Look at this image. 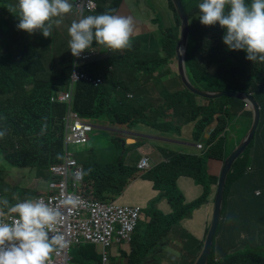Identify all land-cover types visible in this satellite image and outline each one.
<instances>
[{"label": "trees", "instance_id": "16d2710c", "mask_svg": "<svg viewBox=\"0 0 264 264\" xmlns=\"http://www.w3.org/2000/svg\"><path fill=\"white\" fill-rule=\"evenodd\" d=\"M94 1L96 10L89 15L108 12L131 17L128 11L124 12L121 8L126 0ZM189 1L181 0L189 22L184 55L189 81L201 91H234L250 95L258 102L261 112L254 139L228 173L222 218L207 264H264V63L247 60L244 50H229L222 40L224 29L218 23L202 25L198 5L187 9ZM164 2L173 12L179 28L182 21L173 2ZM8 4L9 0H0V131L6 133L0 137V197L8 199L10 204L32 199L40 192L32 193L18 185L12 187L7 184L5 176L10 171L39 168L44 175V169L63 162L64 118L68 105L52 102L51 97L69 88L74 73L97 75L109 65L113 66L106 85L107 75L98 86L85 80L78 81L74 86L73 110L80 117L99 124L104 121L128 124L130 127L137 124L151 133L172 135L178 139L190 136L198 142L204 139L207 127L217 122L206 145L202 144L204 151L201 154L168 152L167 161L145 174L137 165L125 164L126 147L135 148L140 140L125 146V151L115 142L99 151L90 149L88 155L82 146L89 141L74 147L75 157L83 166V186L79 188V194L102 201L116 200L138 178L153 184L154 190L159 192L149 207V222L145 220L138 224L130 248L115 244L108 250L111 254L113 247L118 246L126 264H142L148 259L160 262L158 256L167 254L158 251L160 242L168 240L172 228L182 219L191 217L195 208L209 202L211 186L217 185L218 180L208 173L207 163L214 160L223 164L235 149L228 140V128L232 129L234 111L240 112L245 102L226 96L203 98L190 92L183 83L180 85L178 66L176 70L173 67L174 63L177 64L175 49L179 38L178 33L170 28L163 30L159 27L157 33L141 32L133 20L135 35L130 49L109 51L95 45L94 41L93 47L102 48L100 54L74 60V56L67 53L69 47L59 56H53L51 37L46 38L40 32L30 35L19 31L16 27L19 17L6 9ZM171 74L172 77L163 79ZM148 95L157 96L160 101L144 112L141 104L150 102ZM169 111L173 118L158 125L160 117H166ZM141 113L142 116H139ZM172 121L181 125L172 127L169 125ZM250 162L252 166H249ZM244 172H248L250 181L237 187L243 190L248 187V195L253 202L248 205L252 213L244 217L248 233L241 237L236 231L240 223L230 227L226 208L231 205L230 187L233 181L244 177ZM180 177L190 178L201 185L203 194L186 203L177 185ZM162 200L168 202L172 213L165 215L154 209L155 203ZM145 225L151 227V231L144 233ZM203 242L195 238L185 239L182 245L186 251L180 254L184 258L169 256L168 261L171 264H194ZM192 248L196 250L192 251ZM73 260L75 264H102L94 245L74 247Z\"/></svg>", "mask_w": 264, "mask_h": 264}, {"label": "clouds", "instance_id": "9594fccd", "mask_svg": "<svg viewBox=\"0 0 264 264\" xmlns=\"http://www.w3.org/2000/svg\"><path fill=\"white\" fill-rule=\"evenodd\" d=\"M73 7L71 0H18L8 10L19 17L17 29L30 35L40 32L47 38L52 35L53 25H59V18ZM198 8L202 25L218 23L224 29L222 40L229 50H244L247 60L264 63V0H202ZM68 35L69 49L77 58L85 50H93L94 41L111 51L130 49L134 21L108 12L82 16L71 23ZM5 134L0 131V137ZM77 203L74 197L62 201L72 207ZM61 218V209L43 198L15 204L0 199V264H48L57 247L66 244L57 231Z\"/></svg>", "mask_w": 264, "mask_h": 264}, {"label": "built area", "instance_id": "2783aa9c", "mask_svg": "<svg viewBox=\"0 0 264 264\" xmlns=\"http://www.w3.org/2000/svg\"><path fill=\"white\" fill-rule=\"evenodd\" d=\"M73 5L71 12L78 19L96 10L94 0H74ZM101 51V47L94 46L93 50H85L79 58L76 57V60L90 58L100 54ZM112 70L113 66L109 65L106 70L97 75L74 73L71 76L69 88L51 97L52 102L68 105L64 118V159L61 164H53L44 169V175H41V178L45 184V190L33 199L43 198L51 206L61 209L62 218L57 225V231L65 237L66 244L64 247H57L50 256L48 264H72L70 249L83 245L96 246L102 264H111L112 255L108 249L115 244L129 246L139 224L140 207L119 204L115 200L102 201L81 195L78 191L83 186V166L77 161L72 147L87 143L88 134L95 129L97 122L82 118L73 110L74 86L80 80L98 86L104 82L105 76ZM137 168L142 172L150 171V157L144 155L137 163ZM68 197L77 199L76 207L62 204V201Z\"/></svg>", "mask_w": 264, "mask_h": 264}, {"label": "crops", "instance_id": "0c3cea01", "mask_svg": "<svg viewBox=\"0 0 264 264\" xmlns=\"http://www.w3.org/2000/svg\"><path fill=\"white\" fill-rule=\"evenodd\" d=\"M192 1L193 0H190L189 2H192ZM72 3H74V0H72ZM17 4H18V0H9L8 7L9 5L16 6ZM8 7L6 9H8ZM69 13L73 14L71 11ZM69 13L66 14V17H68ZM68 23L71 25L72 22H68ZM232 121H233L232 123L233 133H232V136L231 135L228 136V140H230L232 145L236 147L241 142V139H242L241 136L239 135V130L241 129L246 132L249 131L250 125L252 124V111L249 109H246L245 104H244L243 109L240 112L238 111V113L235 114V117ZM235 123H237L236 127L234 126ZM216 124L217 122L214 124V127H210L212 124L209 127H207L203 135L204 139L198 142L195 141L190 136L180 137L179 138L180 141H177L175 139L166 137L168 135L163 136L161 134L151 133L148 130L136 131V130H128V128L124 130L123 128L118 127V128L110 129L109 132L115 135L120 134L118 136V139L123 138V141L125 142H127L129 138L133 139L134 142L130 144L126 143L127 145L135 144L138 140H141L139 142L144 143V144H147V142H150V144L148 143L149 145L147 146L146 150H145L146 146L145 147L143 146L141 149H139V156H137L135 162H133V155L129 153L127 154H129L130 156L127 157L126 155V160L131 162V165H128V166L135 167L138 161L144 155H147V156L150 155L152 156V158H150V164H151V168L153 169L154 167L167 161L166 156L168 154L169 149L164 147L165 144L177 143L179 145H183L184 150L179 149L177 150L178 153H190V154H195V155L198 154L200 151L198 150L196 144L200 143L205 146L206 141L209 138L210 134L215 129ZM109 128H110V124L108 123V125H104V122L100 124L97 123V125L95 126V129L97 130H108ZM246 132L243 135H245ZM163 142H166V143L163 144ZM162 148L166 149L167 151L163 150ZM160 156L162 158H160ZM222 165L223 164L218 161H214V160L208 161L207 163L208 173L212 176H216L218 180V177L222 169ZM249 166H252V162L249 163ZM249 181H250V178L248 177V172H244L243 178L233 181L232 183L233 186L230 187V194H229L231 205L227 206L226 208V214L227 216L230 217L229 219V223L231 224L230 227L232 228L234 223H236L237 225H239L240 223V227H237L236 231L239 232L241 237L246 236L248 233L247 231L249 227L247 225L244 226V217L245 215L249 216L252 213V210H250L249 212L248 205L253 202V198H250V196L248 195V192L250 190L248 187L246 188V190H243L241 188H238L237 185L246 184ZM177 185L178 187L181 188L180 190L186 198L185 200L186 203L193 202L194 200H196L203 194L202 193L203 187L201 185L196 184L190 178L180 177L178 179ZM35 191L38 193L37 189H35ZM215 193H216V184H213L211 186V192L208 197L209 202L195 208L192 211L191 217L182 219L177 226L173 227L170 232V237L168 238V240L160 242L161 245L158 248L159 252H165L168 254L169 252H172V251H178L179 254H181V252L186 251L182 245L185 239L188 240L191 238H195L199 242L200 241L203 242L205 235H206V231H207V225L209 221L211 220L212 214H213ZM256 193L259 194V191H257ZM158 194L159 192L154 190L153 184L147 183V186L145 187V196L139 202H142L145 207L144 200L145 199L147 200L156 199ZM34 197L35 196H33V198ZM241 197H244L245 199H240ZM0 199H4V197H0ZM115 202L119 204L125 203L126 205H129V206H138L140 208L143 206L142 204L137 202L136 199L129 198L126 196V194L124 195V193L120 197H118L115 200ZM154 209H158L165 215L170 214L173 211L166 200H162L161 202L159 201L157 205L154 207ZM147 221H149V219ZM148 231H151V227L149 226L147 230L144 231V233ZM184 233H185V236L183 238ZM182 238L184 239L183 241H182ZM126 246L124 247L126 248ZM116 247L117 246L113 247V254L114 256H119L120 258L114 257V259H120V260L125 259L118 252L120 249H117ZM191 250L195 251L196 248H192ZM97 254H98V251H97ZM167 254H162V255H159L158 257H160L161 260L168 262V260H165V257L167 256ZM150 261H151L150 264H160V262L156 260H150ZM142 264H144V262Z\"/></svg>", "mask_w": 264, "mask_h": 264}, {"label": "rangeland", "instance_id": "374dc122", "mask_svg": "<svg viewBox=\"0 0 264 264\" xmlns=\"http://www.w3.org/2000/svg\"><path fill=\"white\" fill-rule=\"evenodd\" d=\"M71 2H72V0H71ZM201 2H202V0H193L192 2H190V5L187 4L186 7H187V9H192V7L199 5ZM121 8L124 12H127V11L130 12V15L132 16L133 20L135 21L136 26L138 27V29L141 32L157 33L159 27H162L163 30L170 28L172 30V32L178 33V38L180 40L181 26L178 28V24L176 23L174 14L167 7L164 0H126ZM178 17H179V15H178ZM59 19H61L62 22L59 25H53L52 35H51L52 48L54 49V51L52 53L53 56L54 55L59 56L60 54H62L66 50L67 47H69L68 42H69L70 37L68 35V28L70 27V24L68 22H73V21L79 20L74 14H71V13L68 14V17H66V14H65L62 18H59ZM179 19L181 20L180 17H179ZM165 37H166V34H165ZM175 51H176V49H175ZM67 53H71V51L69 50ZM176 56H177V53H176ZM75 59H76V57H74V60ZM172 61H176V59L172 60ZM177 66H178V64H176V63L173 64V67L175 70L177 69ZM172 76H173V74L168 75L163 79H168ZM178 81H179L180 85H183L181 80H178ZM107 82H108V75L106 76L104 85H106ZM165 88L167 90H169L168 86H165ZM128 97L131 98L132 95L129 94ZM148 100L150 101L149 103L144 104V102H142V104H141L144 112L155 107L159 103L160 98L157 96L148 95ZM203 102H205V101H203ZM245 108L252 111V108L249 104L245 105ZM236 113H238V111H234V114H236ZM172 115H173L172 112L169 111L167 113L166 117H160V121L157 122V124L161 125L163 123L170 121V119L173 118ZM139 116H142V113L139 114ZM104 122H105L104 125H108V123H110L109 121H104ZM215 123H216V121H214L210 127H214ZM110 124L111 125H110V128L108 130L94 129L90 134H88L89 142L85 145L81 144V145H83L82 148H84L87 155L89 154L90 149H93L94 151H99L103 148L109 147L110 143L112 144L115 142L119 143L121 145L122 149L125 151V146H129L126 143L130 144V143L134 142L133 139H131V138H129L127 142L123 141V138L118 139V136L120 134H116V135L112 134L109 132L110 129H114V128L119 127V128H123L124 130H126L127 128H128V130H136V131L146 130L144 128H141L137 124H133L132 127H130V125H128V124H121V123H114V124L110 123ZM169 125L174 127V126H180L181 123L172 121ZM236 125H237V123H235L234 126L236 127ZM168 129H169V127H168ZM169 130H171V129H169ZM245 132L246 131H244V130H241V129L239 130V135L242 138L241 141L247 135V134L243 135ZM232 133H233V129H230V127H229L228 128V136H230V135L232 136ZM166 137L180 141L179 139H177L175 136H172V135H168ZM148 143L150 144V142H147V144L139 142V145H137L135 148L126 147L127 153L133 155V162H135L137 156H139V149H141L143 146L144 147L146 146L145 147V150H146L147 146L149 145ZM165 143L166 142H163V144H165ZM196 145H197L198 150L200 151L196 155H199L203 151V145L200 143H198ZM76 146H80V145H73L72 149L74 150V147H76ZM164 147L168 148L169 149L168 152H172V153L177 152V150H179V149H183V145H179L177 143L165 144ZM162 149L167 151L164 148H162ZM129 154H127V157L130 156ZM93 157L95 159V155H93ZM148 157L152 158V156H150V155ZM160 158H162V157L160 156ZM125 164L131 165V162L126 160ZM141 173L145 174V170ZM5 182L7 184L11 185L12 187H14L15 185H18L20 188L26 189L32 193L35 192V189L40 191L39 193H42L44 191V187H45V184L42 182L41 172H40L39 168L31 169V171H10L9 174H7L5 176ZM146 186H147V181L138 178L135 181H133L131 183V185H129V187H127V189L124 191V195L126 194L127 197L134 198L137 200V202H139L145 196V187ZM154 201H155V199H148V200L145 199L144 200L145 207H144L142 202H139L140 204L143 205L142 206L143 208L141 207V215H140L139 224L144 222L145 220L147 221L148 219H150L148 211H149V207L151 206V204ZM122 204H125V203H122ZM155 205H157V203H155ZM147 222H149V221H147ZM147 228H148V225L147 226L145 225L143 227V230L146 231ZM184 236H185V233L183 235V238H184ZM183 238H182V241L184 240ZM116 248L119 249L118 246ZM73 252H74V248L72 247L70 249L71 262H72V264H75L74 260H73ZM181 253H183V252H181ZM195 253L196 252H194L193 254H195ZM111 254H112L111 264H126L125 259H122V260L114 259V257H117V258H120V257L114 256L113 252H111ZM169 256H175L176 258L178 257L180 259V257L182 255H180L178 251H172V252H169L167 254V256L165 257V260H168ZM150 260L151 259L145 260L144 264H150L151 263ZM160 264H171V262L170 261L166 262L164 260H160Z\"/></svg>", "mask_w": 264, "mask_h": 264}, {"label": "water", "instance_id": "95a60500", "mask_svg": "<svg viewBox=\"0 0 264 264\" xmlns=\"http://www.w3.org/2000/svg\"><path fill=\"white\" fill-rule=\"evenodd\" d=\"M171 1L173 2L176 11L182 21L181 37L176 46V53H177L176 57L178 64V72L184 86L190 92L195 93L196 95L203 98L218 99L223 96H226L233 99L244 101L245 105L249 104L252 108L251 127L245 138L235 147V149L229 154V156L223 162L222 169L218 177V181L216 185V193L214 197V209H213L212 219L209 224L208 231L205 236V240L203 242L201 251L194 262V264H207L210 252L213 248V243L216 237L219 223L222 218V201H223L224 187L228 173L230 172V169L233 166L234 162L244 153L246 148L254 139L257 129L259 127L261 112L258 102L254 97L250 95L241 92H234V91L206 92L195 88L191 84L186 74L185 61H184L185 49L188 41L189 22L181 0H171Z\"/></svg>", "mask_w": 264, "mask_h": 264}]
</instances>
